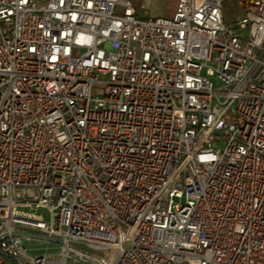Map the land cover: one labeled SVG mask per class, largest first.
Returning <instances> with one entry per match:
<instances>
[{"label": "built area", "instance_id": "1", "mask_svg": "<svg viewBox=\"0 0 264 264\" xmlns=\"http://www.w3.org/2000/svg\"><path fill=\"white\" fill-rule=\"evenodd\" d=\"M239 1L0 0V264H264V0Z\"/></svg>", "mask_w": 264, "mask_h": 264}, {"label": "rangeland", "instance_id": "2", "mask_svg": "<svg viewBox=\"0 0 264 264\" xmlns=\"http://www.w3.org/2000/svg\"><path fill=\"white\" fill-rule=\"evenodd\" d=\"M38 1L42 3L48 0ZM132 2L138 14L143 13V7H149L155 13H161L166 17H170L174 14L177 0H132ZM223 11L226 21H234L236 18L246 15V10L241 6L239 0H224ZM41 211H44V209ZM25 245L35 253H42L47 247L57 246V243L44 239H33L32 241H26ZM34 248L38 249L34 250Z\"/></svg>", "mask_w": 264, "mask_h": 264}, {"label": "bare ground", "instance_id": "3", "mask_svg": "<svg viewBox=\"0 0 264 264\" xmlns=\"http://www.w3.org/2000/svg\"><path fill=\"white\" fill-rule=\"evenodd\" d=\"M19 221H27V215H33V218H40V210H35L33 205H17ZM51 217H43L42 225H50Z\"/></svg>", "mask_w": 264, "mask_h": 264}, {"label": "water", "instance_id": "4", "mask_svg": "<svg viewBox=\"0 0 264 264\" xmlns=\"http://www.w3.org/2000/svg\"><path fill=\"white\" fill-rule=\"evenodd\" d=\"M43 238V237H42Z\"/></svg>", "mask_w": 264, "mask_h": 264}]
</instances>
